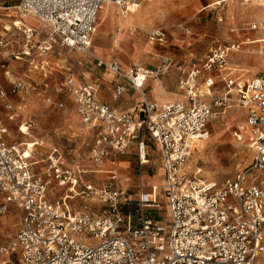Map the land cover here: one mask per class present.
<instances>
[{
	"label": "built area",
	"instance_id": "built-area-1",
	"mask_svg": "<svg viewBox=\"0 0 264 264\" xmlns=\"http://www.w3.org/2000/svg\"><path fill=\"white\" fill-rule=\"evenodd\" d=\"M143 1L151 0H19L14 13L18 22L34 19L46 28L45 38L36 45L40 53L58 44L87 54L140 92L145 78L158 76L164 66L122 72L119 61L95 57L91 42L104 4L113 3L126 14L129 6ZM249 29L264 32V20L251 23ZM23 33L30 43L33 30ZM147 36L158 43L166 41L162 28ZM11 41L1 37L0 46ZM239 48L238 43L213 45L200 62L180 68L182 100L162 104L144 100L136 112H119L99 102L95 86L77 83L67 68L64 87L80 121L92 125L95 132L89 167L64 168L54 151L44 170L34 171L30 147L9 143L8 129L0 125V213L13 204L21 219L17 233L0 249L16 256L17 263L3 264H264V66L246 79L234 75L238 68L230 66L227 56ZM217 77L224 82L221 94L214 91ZM23 88L16 81L11 91ZM126 88L124 83L117 84L113 98ZM230 106L243 114L232 135L253 152L252 159L223 182L198 179L188 170L191 151L210 136L211 119ZM21 109L16 107V116ZM32 125L28 117L26 129ZM143 134L159 149L165 221L149 214L161 207L156 186L145 190L141 184L133 200L120 177L117 158L130 146L137 151V168L143 170L147 162ZM108 159L111 165L105 171L102 166ZM86 172L106 174V181L92 184L82 178ZM56 188L64 189L63 194L52 199ZM77 196L96 198L101 204L75 209L70 201ZM128 208L133 211L131 218L125 215Z\"/></svg>",
	"mask_w": 264,
	"mask_h": 264
},
{
	"label": "rangeland",
	"instance_id": "rangeland-1",
	"mask_svg": "<svg viewBox=\"0 0 264 264\" xmlns=\"http://www.w3.org/2000/svg\"><path fill=\"white\" fill-rule=\"evenodd\" d=\"M212 1L214 0H202L204 6ZM220 1V4L214 7L209 6L188 12L186 19L177 22H163L162 19H159L154 27L161 26L164 29L166 41L162 44L153 42L151 44L152 54L149 57L171 48L174 51V53H170L171 55L182 56L186 54V57L179 61L181 64L202 59L213 44L229 42L231 37L241 40L247 34V26H241L234 30L233 26L225 24V16L230 7L235 6L243 11L256 9L262 12L264 9V5L261 4L264 3L263 0ZM18 2L19 0H0V38L5 37L10 41L12 40V43L9 42L6 46H0V125L8 129L6 140L21 147L33 148L37 139H43L45 149L38 150L39 154L44 156L47 149L55 147L62 153L67 165L85 163L91 144V133L79 122L70 95L56 93L52 90L53 86L59 85L64 78L63 73L66 72V68L72 69L73 72H81L84 69L76 64V61H79L75 59L76 52L62 47H55L47 56L51 72L47 79L41 75L40 71L33 70L24 56H21L24 59L20 60L15 58L23 50L25 44L22 32L16 30L12 25L13 21L17 19L12 7ZM164 9L165 13L171 10L170 7ZM263 20L260 18L256 22H263ZM34 22L32 26L37 28L39 23ZM257 34L260 35L261 33L257 32ZM145 41L148 42L146 37ZM257 45L259 44L244 45L238 53L234 54V57L230 58L231 64L235 63L239 69H246L239 65L240 60L245 57L253 59L260 56L259 52L256 51ZM53 59H63V65H53ZM70 63L72 66L69 65ZM260 65L255 74L260 72L264 66L261 56ZM242 73L247 78L255 75L251 74L250 71H242ZM166 75L163 76L167 77ZM177 77L178 72L174 70L172 83L177 81ZM17 80L22 81L24 88L16 93L12 92L11 88L13 82ZM45 83H49V87L45 86ZM174 86V90H169V96L173 98L172 101L182 99V92L176 88V85ZM1 91L4 95H1ZM18 105H21L22 109L18 111L20 114L16 116L15 109ZM8 106L12 107L9 108ZM28 117H31L33 125L26 129ZM242 119L243 114L234 106L228 107L224 113L211 119L208 125L210 136L206 140L197 142L188 159L187 166L191 175L198 179L220 183L232 178L250 163L253 152L239 144L232 135ZM37 157L38 159L42 158ZM152 157L154 159V156ZM153 164L155 165L156 161L153 160ZM43 167L44 163L42 162L36 165V169L39 171H43ZM82 178L97 181L92 177L83 176ZM154 179H157V175ZM77 189H82V186ZM63 191L64 189L58 188L53 190L52 199L58 198L63 194ZM76 198L79 199L78 196ZM70 203L75 209L84 205V202L78 203L76 199L71 200ZM85 204L98 208L101 203L95 198L92 203L86 202ZM159 216L165 218L163 214ZM20 220V210L13 204L7 206L6 210L0 213V249L5 247L13 238ZM7 260L17 263L16 256H7L0 251V264Z\"/></svg>",
	"mask_w": 264,
	"mask_h": 264
},
{
	"label": "crops",
	"instance_id": "crops-1",
	"mask_svg": "<svg viewBox=\"0 0 264 264\" xmlns=\"http://www.w3.org/2000/svg\"><path fill=\"white\" fill-rule=\"evenodd\" d=\"M208 1V0H206ZM248 0H243V2H247ZM258 1V0H255ZM220 0H214L210 2L207 6L203 5L202 0H151V1H143L139 4L129 6V11L126 14L123 13L121 7L113 4V3H106L104 4L97 15V30L94 34L91 42V49L94 53L95 57H98L106 62L116 60L119 61V66L122 72H126L134 67H143L147 69H154L156 67L164 66V72L159 74L156 77L148 76L142 83L141 91H136L130 85L127 84L126 80L121 77L119 74L114 73L113 71L109 70L106 67L99 66L96 62L94 57H91L87 54L76 52L75 59L79 60L76 61V64L83 68L81 72L74 71L75 81L79 84H87L95 86V96L96 99L104 104H108L112 106L113 109L119 112H136L137 107L140 102L147 100V101H155L159 104L172 101V97L169 96V90H174L176 88L182 92V99L184 98L183 90H181L178 86V78L180 75V68L189 67L194 62H200L202 59H196L194 61H190L187 64H181L179 61L186 57L185 55L178 56V55H171L170 53H174V51L170 49H166V51H161L162 53H155L154 56L149 57L152 51L151 44L155 41L149 40L147 34L151 30L155 28H162L154 27L155 23L162 19L163 22H177L183 19H186L188 12H194L198 9H204L206 7H214L220 4ZM264 5V3H261ZM165 7H170L171 10L168 12H164ZM14 8V6L12 7ZM162 11V13H161ZM263 12V13H262ZM260 10H248L243 11L241 8L232 6L228 9L226 16H225V24L233 26L235 28H240L241 26H247L246 35L243 39L239 40L234 39L231 37V40L226 43H217V44H231V43H238L240 47L238 50H234L228 53L227 61L232 68H238L235 63L231 64V59L234 57V54L238 53L244 45H251V44H259L256 47V51L259 52L262 62L264 56L262 54V50L264 47V32L262 30H250L248 25L251 23L256 22L258 19H264V9ZM262 15V16H261ZM34 19H27L24 21L14 20L12 25L18 28L24 36L23 31L26 29L33 30V36L31 38L32 41L27 44L25 38V44L23 46V50L15 56L17 60L26 58V62L28 65L35 71H40L41 75L47 79L50 76L49 64L47 56L50 52L53 51L55 47H62L69 49L64 46H60L58 44L54 45L53 48L45 53H40L36 49V45L41 42L47 33L45 27L39 26L34 28ZM253 21V22H252ZM16 23V24H15ZM37 23V22H36ZM261 23V22H259ZM18 24V25H17ZM28 27V28H27ZM163 29V28H162ZM164 30V29H163ZM165 32V31H164ZM257 32L261 34L258 35ZM145 37L147 41H145ZM12 43V42H11ZM158 43V42H157ZM162 44V43H159ZM214 45V44H213ZM216 45V44H215ZM214 45V46H215ZM12 47V44H11ZM213 47V46H212ZM244 50V49H243ZM24 56V58H21ZM260 56L251 58H243L240 60L239 65L246 68H238L234 73V75H241L244 79L245 72H251V74H255L260 68ZM54 58V57H53ZM63 59H53V65H63ZM69 65L72 66L70 63ZM68 65V66H69ZM54 67V66H53ZM67 68L65 69V71ZM72 70V69H71ZM174 70L178 72L177 81H173L172 83V75ZM167 74V75H166ZM65 73H63L64 77ZM166 75L167 77L163 76ZM256 75V74H255ZM162 76V77H161ZM65 78V77H64ZM64 78L59 83V85L53 86L52 90L56 93H65L67 95L68 92L64 87ZM21 81V80H17ZM216 88L215 92L221 94L223 93L225 87L224 82H221L219 78H215ZM22 82V81H21ZM125 84L127 86L126 91L122 93L118 98H113V90L117 84ZM49 83H45V86H48ZM71 97V96H70ZM180 99V100H182ZM177 100V99H176ZM173 100V101H176ZM179 101V100H177ZM71 102L74 105L75 112H76V104L71 97ZM77 114V113H76ZM79 119V118H78ZM82 126L91 133V143L93 138L94 129L92 125L84 124L80 121ZM143 140L146 142L147 146V162L143 166V170L139 171L137 168V160H136V152L134 146H130L126 154L118 156L119 162V173L120 177L124 183V185L128 189V193L130 194L133 200L136 199V195L139 191V187L141 184L143 185L145 190H150L153 188L152 186H156L157 195L161 201V207L159 210H151L149 212L150 216L158 221H165L166 217V210L164 204V197L162 194V184H163V170L161 166V159L159 154V149L157 144L154 142L152 138H150L147 134H143ZM91 145V144H90ZM31 150V160L34 163L32 169L34 171H39L36 169V165L40 162L44 163V167L47 164V158L52 152H57L61 156L62 166L64 168H74L76 166H90L88 162V156L85 159V163H78L73 166L67 165L65 163V159L62 153L55 147H51L47 149L44 153V156L38 153V150L45 149V143L43 139H37L33 145V148H29ZM33 150V151H32ZM89 155V151H88ZM42 157L38 159V157ZM154 156V159L153 157ZM153 160L156 161V164H153ZM111 162L106 160L103 170L110 169ZM157 165V167H155ZM91 168V167H90ZM157 168V169H156ZM156 170V174H155ZM151 174V175H150ZM157 179H154L156 177ZM86 177H92L93 179H97V181L92 179H86L87 181L91 182L95 185L102 184L103 181H106V174L103 173H87L84 174ZM60 189V188H58ZM81 201L84 204L92 203L94 200H84V198H77V202L80 203ZM12 205V204H10ZM8 205V206H10ZM14 206V205H13ZM3 213V212H2ZM132 209L128 208L125 211V215H129L130 218L132 217ZM158 213V214H157ZM165 215V218H161L159 215ZM19 226L15 232L19 230ZM8 261V260H7ZM5 262V261H4ZM9 263L11 260L8 261ZM3 264V262L1 263Z\"/></svg>",
	"mask_w": 264,
	"mask_h": 264
},
{
	"label": "bare ground",
	"instance_id": "bare-ground-1",
	"mask_svg": "<svg viewBox=\"0 0 264 264\" xmlns=\"http://www.w3.org/2000/svg\"><path fill=\"white\" fill-rule=\"evenodd\" d=\"M264 2V1H263ZM16 24V23H15ZM18 25V24H17ZM28 28V27H27ZM33 151V150H32Z\"/></svg>",
	"mask_w": 264,
	"mask_h": 264
}]
</instances>
